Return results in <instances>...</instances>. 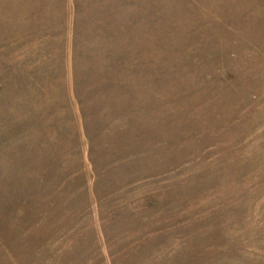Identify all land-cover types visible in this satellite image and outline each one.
Segmentation results:
<instances>
[{"label":"rangeland","instance_id":"rangeland-1","mask_svg":"<svg viewBox=\"0 0 264 264\" xmlns=\"http://www.w3.org/2000/svg\"><path fill=\"white\" fill-rule=\"evenodd\" d=\"M0 264H264V0H0Z\"/></svg>","mask_w":264,"mask_h":264}]
</instances>
